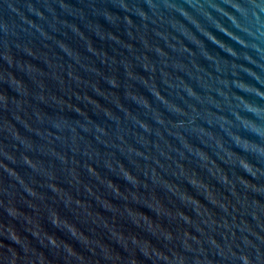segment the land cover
<instances>
[{"label": "water", "instance_id": "1", "mask_svg": "<svg viewBox=\"0 0 264 264\" xmlns=\"http://www.w3.org/2000/svg\"><path fill=\"white\" fill-rule=\"evenodd\" d=\"M0 264H264V0H0Z\"/></svg>", "mask_w": 264, "mask_h": 264}]
</instances>
